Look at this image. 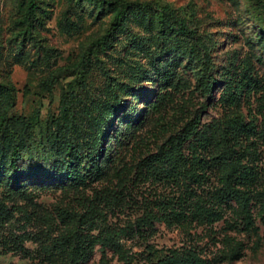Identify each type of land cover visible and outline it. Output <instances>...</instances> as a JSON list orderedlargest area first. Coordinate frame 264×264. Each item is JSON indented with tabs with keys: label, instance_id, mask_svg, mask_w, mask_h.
<instances>
[{
	"label": "rangeland",
	"instance_id": "1",
	"mask_svg": "<svg viewBox=\"0 0 264 264\" xmlns=\"http://www.w3.org/2000/svg\"><path fill=\"white\" fill-rule=\"evenodd\" d=\"M34 1L0 0V264H264V0Z\"/></svg>",
	"mask_w": 264,
	"mask_h": 264
},
{
	"label": "trees",
	"instance_id": "2",
	"mask_svg": "<svg viewBox=\"0 0 264 264\" xmlns=\"http://www.w3.org/2000/svg\"><path fill=\"white\" fill-rule=\"evenodd\" d=\"M116 1L117 0H103V2H105L108 5H113L114 3H116ZM35 8H36L35 1L28 0V13L33 15L35 12ZM121 14L122 13L120 11L117 12L113 24H115L119 20V17L121 16ZM113 28L114 27H112V29ZM181 31L184 32L183 27H181ZM101 43H102V38L97 40V44H101ZM169 161L171 163L173 162V159H170ZM225 166L227 169L228 165L226 164ZM171 172H174V169H172ZM235 178L236 177L234 174H229L227 177H221V181L223 182V185H224V188L221 190V194H222L221 196L223 199H234L238 202L239 206L247 207L248 198L244 196L242 193H240L238 189H234L230 186V181L234 180ZM108 241H109L108 238L104 239L103 245L104 246L109 245ZM117 250L120 251V254L124 257L123 252L120 249H117ZM173 256H175V254ZM172 257H169V254H168L164 258L159 259L157 264H162V263L164 264H203V262L194 255H193L194 259L193 257L192 259L188 257H178V258L171 259Z\"/></svg>",
	"mask_w": 264,
	"mask_h": 264
}]
</instances>
